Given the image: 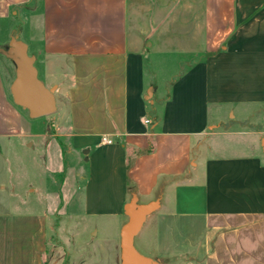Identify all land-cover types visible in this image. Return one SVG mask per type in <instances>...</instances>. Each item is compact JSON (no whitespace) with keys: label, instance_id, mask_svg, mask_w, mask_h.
<instances>
[{"label":"crops","instance_id":"crops-1","mask_svg":"<svg viewBox=\"0 0 264 264\" xmlns=\"http://www.w3.org/2000/svg\"><path fill=\"white\" fill-rule=\"evenodd\" d=\"M30 2L0 0V20ZM38 22L23 43L66 145L34 132L1 60L0 140L70 170L48 172L57 212L0 208V264H43L62 206L119 243L145 208L132 245L158 264H264V0H40Z\"/></svg>","mask_w":264,"mask_h":264},{"label":"rangeland","instance_id":"rangeland-1","mask_svg":"<svg viewBox=\"0 0 264 264\" xmlns=\"http://www.w3.org/2000/svg\"><path fill=\"white\" fill-rule=\"evenodd\" d=\"M14 10L13 16L0 20V48L5 51L12 50L13 39L29 42L39 33L40 0H32L29 4L18 6ZM0 60L4 81L10 86L15 76V65L1 53ZM22 111L28 119V113L23 109ZM57 115L56 109L53 114L36 120V123L40 124L36 126L34 132L46 134L48 139L54 136L64 149L66 141L62 136L63 123L58 124ZM15 140L20 144H15ZM9 141L10 145L0 140V208L11 204L26 211L46 203L49 211L57 212L60 194L56 191L51 194L48 190L58 188L63 180V173L52 182L48 172L70 170L69 154L63 151L62 158L60 152L59 156H55L51 151L52 154L49 155L47 153L49 149L44 148L42 144L33 150L26 149L27 142L23 137L11 138ZM29 188L33 191H28ZM66 194L64 191L63 199ZM58 214L59 216L52 218L49 224L43 264H121L120 243L111 228L97 235L92 233L95 226L89 227L87 220L84 222L82 219L63 216L64 206L59 209Z\"/></svg>","mask_w":264,"mask_h":264},{"label":"water","instance_id":"water-1","mask_svg":"<svg viewBox=\"0 0 264 264\" xmlns=\"http://www.w3.org/2000/svg\"><path fill=\"white\" fill-rule=\"evenodd\" d=\"M12 50L0 53L15 65V76L10 84L13 103L25 110L32 120L53 114L56 110L54 87L47 88L38 79L34 60L27 54L26 45L18 40L11 41ZM128 222L120 230L121 264H158L157 261L139 255L133 248L132 239L138 232L145 214V208H126Z\"/></svg>","mask_w":264,"mask_h":264},{"label":"built area","instance_id":"built-area-1","mask_svg":"<svg viewBox=\"0 0 264 264\" xmlns=\"http://www.w3.org/2000/svg\"><path fill=\"white\" fill-rule=\"evenodd\" d=\"M103 143H111V141L110 140H107L106 138H102V140H101Z\"/></svg>","mask_w":264,"mask_h":264}]
</instances>
